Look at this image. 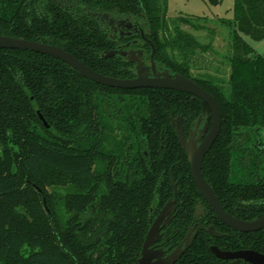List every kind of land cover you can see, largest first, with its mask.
<instances>
[{"label":"trees","instance_id":"trees-1","mask_svg":"<svg viewBox=\"0 0 264 264\" xmlns=\"http://www.w3.org/2000/svg\"><path fill=\"white\" fill-rule=\"evenodd\" d=\"M92 12L144 23L157 65L215 98L221 129L202 175L230 214L262 213L264 55L242 35L264 38V0H234L226 86L191 73L214 31L201 43L179 26L205 29L199 18L179 16L170 26L165 0H0V34L59 46L107 76L134 77L125 58L101 56L112 42ZM167 114L181 115L186 128L199 114L211 119L191 94L109 87L57 58L0 48V264H137L149 220L173 197L171 180L173 223L184 232L200 194ZM207 237L201 233L176 264H217ZM250 237L264 251V229Z\"/></svg>","mask_w":264,"mask_h":264},{"label":"water","instance_id":"water-1","mask_svg":"<svg viewBox=\"0 0 264 264\" xmlns=\"http://www.w3.org/2000/svg\"><path fill=\"white\" fill-rule=\"evenodd\" d=\"M150 45L152 48V53L150 57L151 64L149 66H146L143 61L142 50L104 51L102 57H111L116 53H119L120 55L126 57L127 61L135 63L136 74L134 77L118 78L107 76L95 71L93 68L89 67L83 61L75 57L72 53L59 46L0 34V48L24 49L57 58L68 64L71 69L75 70L82 77H85L98 84L122 89L141 87L164 88L188 93L199 98L208 106L211 114L210 127L200 142L198 140L205 128H207V124H205L204 127L199 131L198 136L195 137L194 134L196 130H192L189 137L187 138L182 123V118L180 116H178L176 119L171 118V124L175 127V133L178 137L179 143L188 158L195 187L214 211L216 218L226 226L243 232L256 231L263 228L264 214L252 220H241L227 213L219 202V199L217 198L211 185L207 183L202 175L201 165L204 156L213 145L221 129L222 115L217 101L209 92L204 90L193 79L179 73H171L167 68L158 70L153 60L155 48L151 42ZM38 115L43 124L48 127V124L43 116L39 112ZM199 121L200 119L198 120V123ZM174 209L175 199L168 200L158 212V215L154 221L151 222V225L145 235L140 256L137 259V264H173L189 246L190 239L189 234H187L183 242L169 255L162 256V252L157 250L153 251L152 246L161 237L160 230L162 226H164L172 218ZM207 230L210 234L217 235V233L214 232L213 227H209ZM211 249L215 255L220 258H229L252 253L248 251H245V253L223 252L216 247H212ZM251 255L257 257L259 260L264 261V256L255 253H252Z\"/></svg>","mask_w":264,"mask_h":264},{"label":"flooded vegetation","instance_id":"flooded-vegetation-1","mask_svg":"<svg viewBox=\"0 0 264 264\" xmlns=\"http://www.w3.org/2000/svg\"><path fill=\"white\" fill-rule=\"evenodd\" d=\"M92 14L99 21L100 27L102 28L104 33L109 37V39L112 42L111 43L112 48H110L109 50H115V51L142 50L143 61L145 65L149 66L151 64V59H150L151 53H152V48L150 45L151 40L148 37L149 29L144 25V23L138 21L136 18L132 16L107 14L103 12H96V13L92 12ZM114 56H118V57H122L126 59V57L120 55L119 53H116ZM153 60L158 70L163 69L162 66L157 65L158 63L156 62V59H155V50H154ZM131 64H133V68L135 69V63H131ZM167 69L171 72V70L168 67ZM135 74H136V70H135ZM178 116L182 118L181 115L171 116L167 114V119L170 125L174 128V131H175V127L171 124V118L176 119ZM199 119L200 121L198 123ZM210 122H211V119H210ZM182 123H183L184 131H185L187 138L189 137L190 132L192 130H196L194 136L195 137L198 136L199 131L204 127L205 124H207V128H205V130L203 131V133L201 134L198 140L199 142L204 138V136L206 135L210 127V123H208L206 118L203 117L201 114L197 116L196 120L193 121L188 128H186L183 118H182ZM261 137L264 139V131ZM250 160H251L250 157L245 158L246 162ZM190 172H191V169H190ZM260 173H261L260 178L264 179V169L260 170ZM249 178H251V175L248 176V179ZM249 180L251 181V179ZM171 184L173 188V197L167 199V201L175 199V209L173 211L172 218L164 226H162L160 230L161 237L152 246L153 251L157 250V251L162 252V256L169 255L175 248H177L183 242L187 234H189L190 244L186 248V250L181 254V256L173 263V264H176L180 260L182 255L190 248V246L195 241H197L200 234L204 232L208 236L206 241L209 240L207 243L209 251L214 256V258L217 260V264H264V261L259 260L257 257L251 255L252 253H255V254L264 256V251L250 246L251 234L264 229V227L256 231H247V232L238 231L228 226L227 227L229 228V230H219L217 226L215 225L214 220H212L211 218V215H214V217L216 218L214 211L207 204V202L204 200V198L201 196L200 193H199L200 197L196 200L194 211H193L191 219L189 220V223L186 226V230L184 232H181L180 228L176 225V223H173L176 218V214H177V198H176V192H175L176 185L172 180H171ZM261 189H264L263 185ZM250 201H253V200H250ZM258 203L259 205H263L262 209H264V199L262 198L261 201H259ZM245 204H248V202H245ZM162 207L159 210H157L155 216L149 220L150 225H151V222L154 221V219L156 218V216L158 215V212L162 209ZM211 211H212V214H211ZM263 214H264V211H262V213H260L258 216L252 219H255ZM252 219H241V220H252ZM217 220L220 221L219 219ZM209 227H213L214 232L217 233V235L210 234L207 230ZM212 247H216L220 251H223V252H230V253L244 252L245 253V251H248L252 253L246 254L247 256L242 254V255L233 256L229 258H220L216 256L215 253L212 251L211 249Z\"/></svg>","mask_w":264,"mask_h":264},{"label":"rangeland","instance_id":"rangeland-1","mask_svg":"<svg viewBox=\"0 0 264 264\" xmlns=\"http://www.w3.org/2000/svg\"><path fill=\"white\" fill-rule=\"evenodd\" d=\"M167 22L171 26L177 17L197 19L205 29L195 30L189 24L179 23L182 30L194 35L201 43H208V30L214 36L208 51H200L197 64L191 70L197 78H211L226 86L230 74L228 46L231 42L233 27L228 22L233 19L234 0H165ZM243 39L254 49L255 54L264 55V38L253 40L248 35Z\"/></svg>","mask_w":264,"mask_h":264}]
</instances>
